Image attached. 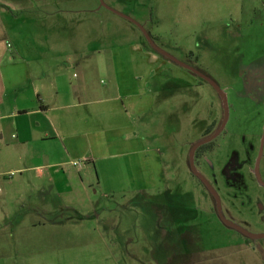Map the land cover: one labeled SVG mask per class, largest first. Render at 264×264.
<instances>
[{
  "label": "rangeland",
  "instance_id": "rangeland-1",
  "mask_svg": "<svg viewBox=\"0 0 264 264\" xmlns=\"http://www.w3.org/2000/svg\"><path fill=\"white\" fill-rule=\"evenodd\" d=\"M104 1L226 92L227 126L196 165L220 195L225 217L264 233V187L253 173L264 131V0ZM96 5L97 15H61L87 24L90 53L107 59L142 44L151 50L136 25ZM40 17L25 27L42 37L47 22ZM175 69L183 81L162 72L150 83L165 82L162 96L152 89L137 98L131 145L109 134V147L96 149L101 159L60 167L59 175L17 172L22 167L10 163L12 173L0 177V264H264V240L224 226L190 170L193 145L224 121L222 100L197 75ZM145 82L138 78L136 87ZM91 83L109 87V75ZM260 172L264 182V152Z\"/></svg>",
  "mask_w": 264,
  "mask_h": 264
},
{
  "label": "crops",
  "instance_id": "crops-1",
  "mask_svg": "<svg viewBox=\"0 0 264 264\" xmlns=\"http://www.w3.org/2000/svg\"><path fill=\"white\" fill-rule=\"evenodd\" d=\"M97 1L0 0V177L12 173L11 162L22 167L17 172L52 169L54 175L78 161L93 164L102 157L96 149L109 147V134L131 145L137 98L164 92L162 80L150 87L162 72L180 76L178 65L145 44L107 59L96 49L90 53L94 41L82 37L87 24L61 15H97ZM40 15L47 22L42 37L25 27ZM105 73L110 86L95 88L92 78ZM138 78L147 89L136 87Z\"/></svg>",
  "mask_w": 264,
  "mask_h": 264
},
{
  "label": "water",
  "instance_id": "water-1",
  "mask_svg": "<svg viewBox=\"0 0 264 264\" xmlns=\"http://www.w3.org/2000/svg\"><path fill=\"white\" fill-rule=\"evenodd\" d=\"M101 6L102 7H106L107 9H109L110 11H112L113 13L117 14L118 16L128 20L129 22L133 23L134 25H136L143 33L146 41L148 42V44L151 46V48L158 53L159 55L169 59L170 61H172L173 63H175L176 65H178L181 68H184L190 72H192L194 75H197L198 77H200L201 79H203L205 82H207L208 84H210L215 90L216 92L219 94L222 103H223V109H224V121L221 125V127L209 138L200 141L198 143H196L195 145H193V147L190 150L189 153V165H190V170L192 172V174H194L205 186L206 188L209 190V192L211 193V195L215 198L216 200V205H217V211H218V216L221 220V222L229 229L236 231L238 233H240L242 236L250 239V240H264V233H259V234H254V233H250L247 230H245L244 228H242L241 226L237 225L236 223L228 220L222 210V201L221 198L218 194V192L214 189V187L211 185V183L200 173V171L197 169L196 164H195V155L197 150L214 141L215 139H217L225 130L227 123L229 121V115H230V106H229V102H228V96L226 94L225 91H223L221 89V87L209 76H207L206 74L202 73L201 71L177 60L175 57H173L171 54L167 53L166 51L162 50L160 47H158L156 45V43L154 42V40L152 39L151 35L145 30V28L140 25L138 22H136L135 20H133L132 18L125 16L117 11H114L113 9L109 8L104 0H100ZM263 152H264V133H263V138L261 141V147H260V152H259V156L257 158L256 161V165H255V170H254V174L255 177L258 181V183L264 187V182L262 180V176H261V172H260V164H261V160L263 157Z\"/></svg>",
  "mask_w": 264,
  "mask_h": 264
},
{
  "label": "flooded vegetation",
  "instance_id": "flooded-vegetation-1",
  "mask_svg": "<svg viewBox=\"0 0 264 264\" xmlns=\"http://www.w3.org/2000/svg\"><path fill=\"white\" fill-rule=\"evenodd\" d=\"M253 79V78H252ZM248 83L250 84L251 83V79L249 78V81H248ZM224 132V131H223ZM215 133V132H214ZM214 133H212L211 135H208L209 137H211ZM263 133H264V131H263ZM208 136H205V137H208ZM208 137V138H209ZM263 138V137H262ZM207 139V138H206ZM205 140V139H204ZM216 140V139H215ZM215 140L214 141H212V142H210V143H208V144H206V145H204V146H207V145H209V148H207V149H205V151L206 150H208V149H210V148H213V144H214V142H215ZM201 141H203V140H201ZM262 141V140H261ZM200 142V141H199ZM198 143V142H197ZM204 146H202V147H204ZM261 146V145H260ZM202 147H200V148H202ZM200 148L197 150V152L200 150ZM205 151L204 152H202V154L201 153H197L196 152V155H195V164H196V162H197V160H200V159H202L204 156H205ZM257 161V160H256ZM255 165H256V162H255ZM196 167H197V165H196ZM198 169V168H197ZM254 170H255V167H254ZM254 173V172H253ZM194 175V174H193ZM195 176V175H194ZM254 176H255V174H254ZM196 177V176H195ZM197 178V177H196ZM256 178V177H255ZM198 179V178H197ZM199 180V179H198ZM257 180V179H256ZM200 181V180H199ZM258 182V181H257ZM200 183L204 186V188H205V190H206V192L211 196V199H212V206H211V208L213 209V211L215 212V216L220 220V218H219V216H218V211H217V205H216V200H215V198L211 195V193L209 192V190L206 188V186L200 181ZM259 184V183H258ZM212 185V184H211ZM260 185V184H259ZM261 186V185H260ZM215 189V188H214ZM216 190V189H215ZM220 196V195H219ZM221 198V197H220ZM222 201V200H221ZM214 203V204H213ZM222 210H223V208H222ZM220 222H221V220H220ZM223 224V223H222ZM224 225V224H223ZM225 226V225H224ZM250 240V239H249ZM191 242V241H190ZM256 249V248H255Z\"/></svg>",
  "mask_w": 264,
  "mask_h": 264
},
{
  "label": "trees",
  "instance_id": "trees-1",
  "mask_svg": "<svg viewBox=\"0 0 264 264\" xmlns=\"http://www.w3.org/2000/svg\"><path fill=\"white\" fill-rule=\"evenodd\" d=\"M146 42H147V41H146ZM147 43H148V42H147ZM150 47H151V46H150ZM151 49H152V48H151ZM152 50H153V49H152ZM154 52H155V51H154ZM213 132H214V127L211 126V127H209L208 130L206 131L205 136L211 135ZM207 148H209V145L200 148V150H199L197 153H198V154H199V153L202 154V152H204L205 149H207Z\"/></svg>",
  "mask_w": 264,
  "mask_h": 264
},
{
  "label": "built area",
  "instance_id": "built-area-1",
  "mask_svg": "<svg viewBox=\"0 0 264 264\" xmlns=\"http://www.w3.org/2000/svg\"><path fill=\"white\" fill-rule=\"evenodd\" d=\"M14 138H15V136H14ZM74 165H79L78 163H74ZM1 191V190H0Z\"/></svg>",
  "mask_w": 264,
  "mask_h": 264
}]
</instances>
